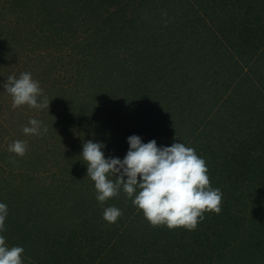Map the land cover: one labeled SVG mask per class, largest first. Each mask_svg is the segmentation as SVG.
<instances>
[{"label": "rangeland", "instance_id": "obj_1", "mask_svg": "<svg viewBox=\"0 0 264 264\" xmlns=\"http://www.w3.org/2000/svg\"><path fill=\"white\" fill-rule=\"evenodd\" d=\"M78 1L80 0H62L66 4V8L73 7L78 4ZM91 1L86 0L87 4L93 3L99 7L102 3H108V0H97L98 3L94 0V2ZM162 1L139 0L135 2V10L125 18L126 21L123 22L122 26L116 20L118 14L114 13L111 17L103 18L98 28H93L91 21L94 22L96 17L92 16L90 19L89 14L90 21L79 28V33L68 30L63 32L64 37L61 41L58 39V46L55 47L57 48L56 54L52 52L53 55H48L46 63L41 62L42 68L39 72H34L35 78L32 76L34 80L39 81L42 89L38 97V102L42 106L33 108L25 104L13 108L12 97L5 91L3 84L7 82V77H19L21 73L30 72L31 67L34 68L35 61L31 60L33 53L28 52V49L38 47L30 43L28 37L26 38L28 31L23 33L29 26L35 25L34 21L28 20L24 13L19 12L17 15L12 12V8L9 7L11 0H0L2 40L5 43L8 41L16 45V49L24 47V53L18 54L17 57L12 51L10 53L0 52V186L3 179L4 185L7 184V186L1 190V193H5L7 190L18 192V195L15 196L18 202L14 200L13 206H8V212L12 209V214L10 217L7 216L5 230L2 233L10 247L22 246L24 252L26 251L28 254L35 250L28 241L33 240L35 235L28 233V231L35 232L32 227L38 222L35 218L41 220L43 215L40 213L37 215L34 211L36 204L33 203L32 194L35 193L32 192V186L30 187L32 178H29L30 175L35 174L34 171L32 172L34 167L32 158L39 152L33 151V149L44 148L45 142L50 136L52 142L55 141L56 144L61 145L66 156H68L67 150H69V156L72 159L74 157L71 167L73 166L75 170L81 168V175L83 172L85 173L84 179L91 184V189H94V182L87 176V165L80 154L84 142L88 140L98 142V140L93 133L86 134L87 131L84 128H90V125L87 124L83 128L80 121L82 123L83 120L84 122L89 121V123L91 121L92 126L94 123L97 124L96 120L101 119V115L98 116L97 114L101 111L99 103L104 100H107L109 105L114 103L116 106L117 109L114 110L113 115L122 117L123 111V116H127L129 124L133 127H136L135 124L140 123V121L149 118L155 122L153 128L150 126L152 132L157 131L155 127L159 126L161 129L159 134L154 133L146 141L141 136L143 142L155 139L158 146H169L174 142H183L195 149L205 162L215 158L214 155L219 156L222 152L225 153V151L230 150L231 146L234 147L235 143L240 142L235 140L238 133L232 135L228 133L222 137V132L242 129L243 137L254 141L251 148L258 155L255 164H259L260 167L257 168V171L264 172V110L260 109L259 111L258 107L255 110L249 109V114L246 116V112H244L243 115L246 121L240 122L238 118L236 120L224 118L222 108L223 104L226 105L224 109L228 113L231 112L230 109L237 111L235 109L237 108L236 102L234 104L229 102L232 106L226 109L228 100L238 98L241 101V97L247 98L244 95L246 92L257 101H264V9H253V5H257V7L261 5L263 8L264 0H192V4L189 3V6H184L182 0H165V8L161 6ZM173 1L177 6L181 5L184 8L182 7L181 10L172 9ZM104 9V5L100 7L101 11ZM97 12L95 9L96 15ZM38 21L45 34L52 32L56 27H53V23L49 26L47 23H43L45 21L43 17H40ZM19 24H22L23 27L20 34L13 32L19 28ZM134 28L140 29L141 35L149 40L151 38H153L152 40L157 39L159 47L156 49L154 47L153 50H157L159 56L156 59L147 57L150 64H153L149 68L148 77L145 76L143 81L139 73L148 67L145 65L146 61L142 62V59L140 63L135 62L134 64L127 61L126 65L129 64V69L126 71H129L130 75L126 81L130 84H126V89H128L127 94L130 95V100L111 102V100H116L111 86L124 80L116 81L114 79V75L117 74L116 71L111 74L113 76L105 75L102 69L110 66V62L100 64L97 61L101 53H104L103 51H115L121 57L124 53L122 46L119 47L121 43L116 39L108 40V34L114 33L123 39L126 34L132 32V29L134 32ZM84 29H88L89 34L87 35L92 39L91 42L89 39L86 42L83 41ZM106 30H108V34ZM22 33L23 35L20 36ZM44 35H41L40 38ZM248 36L253 39L259 38L262 45L257 46L258 44L254 43L257 47L255 46L256 50L250 59L248 58L249 52H244L243 57H240L243 49L242 43L246 41ZM129 39H134L133 33L130 34ZM27 42H29L28 48ZM18 45H22V47ZM43 52L45 50L40 51V56L44 55ZM26 55L27 59L25 58ZM133 56L132 54L131 57L134 58ZM237 57L243 61H248L247 63L244 62V69L242 68L243 63L240 65L237 62ZM166 60L172 62L169 65H167L168 62H161ZM52 64L53 68L50 70ZM51 71H55V73H51ZM110 71H113L112 67ZM100 75L101 77H98ZM101 85L103 87L97 88ZM103 93L106 94V97L102 96ZM224 99L227 100L226 103L223 102ZM71 101H75L76 105L81 107L78 114L76 108L72 109L74 105L68 106ZM82 106L85 109L88 107L87 112L84 108L82 109ZM243 110L245 111L244 108ZM146 114H148V118ZM75 117L77 123L72 122ZM202 117L203 123L200 122ZM30 118L42 122L40 134H23L27 143L26 152L23 156L10 152L8 146L15 141L14 138L18 133L23 132L20 131L28 125ZM60 120L66 122L60 125L58 123ZM115 120H117L115 125L124 126L123 119L113 118V121ZM136 121L137 123H134ZM255 123H258V130L261 129L262 134L253 130ZM47 124L55 133L49 131L43 134ZM225 125L232 128L226 129L223 127ZM246 127L249 129L245 130ZM46 137L47 139L43 142V138ZM108 145L111 146L107 147V151L110 153L107 154L103 150L107 157L123 158L129 148L127 141L121 143L108 142ZM113 145H116L117 148ZM123 145L126 148H123ZM55 152L56 155L50 159L51 162L46 164L45 169L47 168V170L45 172L42 170L43 165L37 168L41 171L34 177L36 178L35 181H47L57 177L60 184L62 183L60 181L62 173L67 174L68 177L70 166L65 167V164L71 161L70 157ZM41 154L43 156L45 152L41 150ZM46 175L50 178H47ZM252 199L254 201V197ZM240 207L242 210L246 207L247 217L254 220L252 226L257 227L261 218L256 216L264 215V204H252L246 199L245 202L242 201ZM29 210L31 214L28 213ZM227 212L233 214L234 211L228 209ZM251 215L255 217H250ZM230 216L232 217V215L224 213L223 217H220V219H224L219 227L221 232L223 228L225 231L222 237L227 234V224L231 230L233 228ZM9 218L10 221H8ZM243 225L245 223L242 221V225L239 224L238 228H245ZM9 229H14L15 232H18L17 229L23 230V235L19 236V239L14 238ZM5 232L9 233L11 238ZM190 236L187 233L182 239L192 241ZM209 236L212 239H218L212 231H209ZM206 241L209 242V239ZM208 244L198 246L193 242L187 243L189 248L194 249L195 247L196 251L184 252L185 256L178 264H238V262L235 263L237 258L241 264L240 254L234 253L232 249H229L230 247L227 249L224 247L225 245L221 247ZM232 244L235 246L236 241L234 240ZM238 245H240L239 242ZM26 253H23L24 264H30L26 260L29 258ZM149 260L155 262L152 257ZM249 260L251 263L243 258L244 264H255L254 258L251 256H249ZM139 264H144V262L140 261Z\"/></svg>", "mask_w": 264, "mask_h": 264}, {"label": "trees", "instance_id": "obj_2", "mask_svg": "<svg viewBox=\"0 0 264 264\" xmlns=\"http://www.w3.org/2000/svg\"><path fill=\"white\" fill-rule=\"evenodd\" d=\"M94 1L97 2V0ZM137 1L139 0H108V3H102L101 6L104 5L105 9L101 11V6L99 7L93 3L87 4L86 0L78 1L79 5L76 4L71 8H66V4H64L62 0H11L9 7L12 8V12L17 15L19 12L24 13V15L28 17V20H32L35 23L33 27L29 26L23 32L25 33L28 31L26 38L28 37V41L38 47L28 49V52L33 53L31 60L35 61V64H33L35 66L34 68L31 67L30 71L33 78H35L34 72H39L42 68L41 62L46 63V57H48V55H53L52 52H56L57 48L55 47L58 46V39L61 41L64 37L62 35L63 32L68 30L79 33V28L90 21L89 14L90 19L92 16L96 17L94 22L91 21V26L93 28H98L103 18L111 17L114 13L118 14L117 17H115L118 23L122 26L123 22L126 21L125 18H127L130 13L135 10V2ZM182 1L184 6H189V3L192 4V0ZM164 2L165 0L162 1L161 6L165 8ZM173 2L172 9H182L183 6H177L175 2ZM167 4L169 5V3ZM95 9L98 11L97 15L94 13ZM253 9L262 10L264 7L262 8L261 5L259 7H257V5H253ZM40 17L45 18L43 23H47L48 26L53 23V27L56 26L54 27L55 29L52 32L50 31L48 34H45L44 29L38 21ZM22 24H19V28H16L13 32L20 34L23 31ZM134 29V32L132 29V32L130 33H133L134 39L132 40L129 39L130 34H126L124 38L121 39V37L115 35L114 33L108 34V30H106L108 40H118L119 43H121L119 47L122 46L124 51L121 57L118 56L115 51H103L104 53H101V56H99L97 61L100 64L103 62H110V66L102 69V72L105 73V75L108 74L113 76L111 74L116 71L117 74L114 75V79H116V81L124 80L117 85L113 84L111 86L113 88L112 92H114L113 96L115 95L116 98V100H111V102H120L122 100L127 102L130 100V95L127 94L128 89H126V84H130L126 81L129 79L130 75L129 71H126V69H129V64L126 65L127 61L129 63L132 62L131 64H134L135 62L140 63L142 59V62L146 61L145 65H148V67L139 73L142 77L141 80L143 81L145 76L148 77V72H150L149 68L152 66L151 64H153H150L148 58L153 57V59H156L159 56L158 51L156 50V52L153 50L154 47L155 49L159 47L157 39L152 40L153 38H151V40H149L141 35L140 29ZM97 32L99 33V31ZM23 33L20 36H22ZM87 34H89L88 29H84L85 36L83 41L85 40L86 42L89 39L91 42L92 39ZM41 35L44 36L40 38ZM2 38L3 37L0 32L1 53H10V51H12L15 57H17L18 54L21 55L24 53V47H22V45H18L22 47V49H16V45L11 44L8 41L5 43ZM255 42L258 44L257 46H262L259 38L253 39L248 36L246 41L242 43L243 49L240 57H243L242 54H244V52H249L248 58H252L254 51L256 50V45L254 44ZM28 47L29 42H27V48ZM150 47L152 48V51ZM41 50H45V52H43L44 55L42 56H40ZM131 53L134 55V58L131 57ZM25 58L27 59V55ZM161 62H168L167 65H169L172 61L170 62L169 60H166ZM237 62H239L240 65L243 63V68L244 64L248 61H243L241 58L238 59L237 57ZM48 63L51 62L48 61ZM113 63L116 64L114 65ZM111 67L113 71H110ZM51 68H53V64L50 66V70ZM52 72L55 73V71H51V73ZM98 77H101V75ZM101 87H103V85L97 88ZM121 89L122 92H120ZM244 95L247 96V98L241 97V101L238 98L235 100L234 98H230L228 100L226 109L231 108L232 106H230L229 102H233V104L236 102L237 104L235 106H237V108L235 109H237V111L230 109L231 112L228 113L224 109L226 105L224 106L222 104L225 116L224 118L228 120H236L238 118V120L242 122L246 121L243 115L244 112H246L247 116L249 114V109L255 110L256 107H258L259 111L260 109L264 110V101H257V99L250 97L248 92H246V94L244 93ZM102 96L106 97V94L103 93ZM223 102L226 103L227 100L224 99ZM71 104L74 105V108L72 109L76 108L78 114V110L81 107H78L75 101L68 103V106ZM99 105L101 111L97 114L98 116L101 115V119L96 120L97 124L94 123V126H92L91 121L90 123L89 121H85V123L84 120L83 123L82 121L80 122L81 125H83V128L87 124L90 125V128H84L85 131H87L86 134L89 132L93 133L98 141H103L106 145L103 150L107 154L110 153V151H107V147H111L108 145V142L121 143L122 141H127V137L136 132L137 135L140 137L142 136L143 140L146 141L150 139L154 133L159 134L161 130L159 126H157L155 127V130L157 131H151L150 126L153 128L155 122L150 120V118L145 121H140V123L135 124L136 127H133L129 124L127 116H123V111L121 114L122 117L113 115L114 110L117 109L114 103L109 105L107 100H104L99 103ZM83 108L85 109L84 106H82V109ZM87 108L88 107L85 109L86 112ZM146 115L148 118V114ZM113 118L123 119L124 126L121 127L115 125L117 120L113 121ZM203 120L204 119L202 117L200 122L203 123ZM65 122V120L58 121L60 125ZM72 122L77 123L76 117ZM134 123H137V121ZM223 127L230 129L234 126L232 124V127L226 125ZM258 128V123H255V129L253 130H257L259 134H262V130H258ZM248 129L249 127H246L245 130ZM52 130L53 129H51V127L47 124L46 131H44L43 134L49 131L55 133V131ZM22 131L23 130L20 132ZM228 133L231 135L238 133V137H236L235 140H239L240 142H233L235 143V146H231L230 150L225 151V153L222 152L219 156L214 155L213 157L215 158L206 162L208 169L207 174L209 176L211 186L213 188H219L222 192L220 211L219 213L214 211L204 212V218L199 221L194 230H187L183 227L169 229L163 225H151L143 216L142 211L133 206L131 198H129L123 191H120L118 195L108 199L104 203L98 202L96 200L95 188L91 189V184L83 177L85 173L83 172V175H81V168L79 170H75L73 166L71 167L74 157L72 159L69 156V150H67V154L71 161H68L65 164V167L70 166L68 168L70 173H68V177L67 174L62 173V177L60 179L62 183L59 184L57 177L56 179H51L48 175H46V177H49L50 179L47 181H35L36 178L34 177H36V174L41 171L37 168L43 165L42 170L45 172V170H47V168L45 169L46 164L51 162L50 159L53 158V155H56L55 151H57L59 155L62 153L63 156L68 157L63 153L64 151L61 149V145L50 140L52 138L50 136V138L45 142L44 148H38L37 150L33 149V151L39 152L32 158V163L34 165L32 172L34 171L35 174L30 175L29 179L32 178L30 187L32 186V192L35 193L32 194V197L34 198L33 203L36 204L34 211L37 215L38 213L42 214L43 217L41 220L35 218L38 221L32 226L35 232L28 231V233L35 235L33 240H28L30 242L29 245H32L35 250H33L31 254L26 253V251L24 252L30 258H27L26 260L30 264H139L140 261L144 262V264H150L153 263L149 260V258L152 257V260L155 261L153 264H178L185 256V253L196 251L194 246L193 249L186 245L187 243L193 242L198 246L209 243L208 245H218L221 247L225 245L224 247H227V249L230 247L229 249H232L234 253L240 254L241 264H244L243 258H245L247 262H250L251 259L249 260V256L254 258L253 261L255 264H264V215L260 216L259 214L256 216L261 218V220H259V225L257 227L255 225L252 226L254 220L247 217L246 207L243 210L240 207L242 201L245 202L246 199L252 204H264V198H262L264 197V172L257 171V168L260 167L259 164H255L258 155L254 152V149L251 148L254 141L243 137L244 134L242 129L237 131L233 130V132H222V137L226 136ZM23 134V132L18 133L14 139L26 142ZM46 139L47 137L43 138V142ZM113 146L117 148L116 145ZM123 148H126V146L123 145ZM41 150L45 152L43 156L41 154ZM198 151L201 152L200 150ZM58 177H60V175H58ZM109 178L113 180L116 179L114 174ZM6 186L7 184L4 185L2 179V185L0 186V201L7 203L10 207L11 205L13 206L14 200L18 202V200L15 199L18 192H11L10 190H7L5 193H1V190ZM260 194H262V197H260ZM253 197L254 201L252 199ZM113 205L121 209L122 215L116 220V222L109 223L104 220L103 211L106 207ZM228 209H232L234 211L233 214L227 212ZM28 213L31 214V211ZM224 213L232 215V217L230 216V220H232L231 224L234 229L238 230L233 231V228L231 230L227 224L226 237H222V234L225 233L224 228L222 232L219 228L221 225L220 223L224 220L220 219V217H223ZM10 214H12V209L8 212L7 216L10 217ZM250 217L255 216L251 215ZM8 221H10V218ZM242 221L245 223V225H243L245 228H238L239 224L242 225ZM236 226L238 229L235 228ZM9 230L14 238L17 237L19 239V236L23 235V230L17 229L18 232H15L14 229ZM9 230H7V232H9ZM209 231H212L218 239L210 238ZM7 232H5V234L11 238L10 234ZM187 233L191 235L190 238L192 241L182 239V237ZM208 239L209 242L206 241ZM232 240L236 241L235 246L232 244ZM237 241L240 245H238ZM55 260L56 262L54 263ZM237 262L238 264L240 263L238 258L235 259V263Z\"/></svg>", "mask_w": 264, "mask_h": 264}, {"label": "clouds", "instance_id": "obj_3", "mask_svg": "<svg viewBox=\"0 0 264 264\" xmlns=\"http://www.w3.org/2000/svg\"><path fill=\"white\" fill-rule=\"evenodd\" d=\"M3 87L12 97L13 108L25 104L42 106L38 102L42 89L30 72L7 77ZM41 129L42 122L30 118L23 133L38 135ZM127 143L129 148L123 158L106 157L103 141L83 143L80 155L87 165V176L94 181L98 202L104 203L123 191L151 225L169 229L194 230L204 212L219 213L222 192L211 186L206 162L195 149L183 142L158 146L155 139L143 142L137 134L127 137ZM26 147L25 141L15 140L8 150L23 156ZM113 174L115 180L109 178ZM7 215L8 205L0 201V264H24V248L10 247L2 234ZM121 215V209L114 205L103 211L109 223Z\"/></svg>", "mask_w": 264, "mask_h": 264}]
</instances>
